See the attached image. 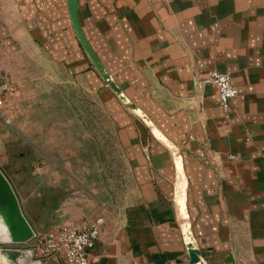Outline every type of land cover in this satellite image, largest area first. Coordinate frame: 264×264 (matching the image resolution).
Returning a JSON list of instances; mask_svg holds the SVG:
<instances>
[{
    "label": "crops",
    "instance_id": "0c3cea01",
    "mask_svg": "<svg viewBox=\"0 0 264 264\" xmlns=\"http://www.w3.org/2000/svg\"><path fill=\"white\" fill-rule=\"evenodd\" d=\"M76 1L86 40L138 111L92 65L68 0H0V76L56 71L101 105L121 191L99 215L89 264H191L184 220L205 264H264V0ZM212 70L236 88L228 108Z\"/></svg>",
    "mask_w": 264,
    "mask_h": 264
},
{
    "label": "rangeland",
    "instance_id": "374dc122",
    "mask_svg": "<svg viewBox=\"0 0 264 264\" xmlns=\"http://www.w3.org/2000/svg\"><path fill=\"white\" fill-rule=\"evenodd\" d=\"M44 76L34 72L26 84L6 78L12 90L0 108V170L39 236L67 223L98 225L107 206L120 204L112 199L122 172L118 150L108 151L111 128L95 95L79 79L57 81L56 71ZM29 246L0 238V264H17Z\"/></svg>",
    "mask_w": 264,
    "mask_h": 264
},
{
    "label": "built area",
    "instance_id": "2783aa9c",
    "mask_svg": "<svg viewBox=\"0 0 264 264\" xmlns=\"http://www.w3.org/2000/svg\"><path fill=\"white\" fill-rule=\"evenodd\" d=\"M206 81L214 86L219 105L223 108L230 107L236 95V88L229 73L212 70L208 73ZM11 90L12 84L0 76V108ZM99 233L97 224L86 222L64 224L56 232L46 236H39L33 231V236L27 240L30 241L29 248L23 252L21 259L19 258L20 264H28L27 259L41 264V258L51 261L58 256L64 259L65 264H89L90 251Z\"/></svg>",
    "mask_w": 264,
    "mask_h": 264
},
{
    "label": "water",
    "instance_id": "95a60500",
    "mask_svg": "<svg viewBox=\"0 0 264 264\" xmlns=\"http://www.w3.org/2000/svg\"><path fill=\"white\" fill-rule=\"evenodd\" d=\"M68 6L76 36L83 50L89 57L92 65L98 71L103 81L111 88L113 92H115V94L120 98V100L125 104V106L130 109L138 111L137 107L127 100V98L122 94L117 84L111 79L110 75L104 69L98 57L96 56L95 52L93 51L88 41L86 40L78 19L77 1L68 0ZM140 114L145 120H147V117L144 114L142 113ZM150 127L151 129H153L152 126ZM0 206L2 209L9 211V213L12 216L11 226L14 231V238L12 242H26L28 239H30L33 236V229L26 220L25 216L22 214L18 198L11 184L9 183L5 175L1 172V170H0ZM183 207L185 208V204H183ZM184 213H186L185 209H184ZM181 230L190 263L205 264V258H203L200 249L196 245V240L193 237L190 224L187 220H184L182 222ZM17 264H20L19 259L17 260Z\"/></svg>",
    "mask_w": 264,
    "mask_h": 264
},
{
    "label": "bare ground",
    "instance_id": "6f19581e",
    "mask_svg": "<svg viewBox=\"0 0 264 264\" xmlns=\"http://www.w3.org/2000/svg\"><path fill=\"white\" fill-rule=\"evenodd\" d=\"M11 223H12V216L9 213V211L0 208V238H5L6 240H11V241L13 240L14 231L11 227Z\"/></svg>",
    "mask_w": 264,
    "mask_h": 264
}]
</instances>
